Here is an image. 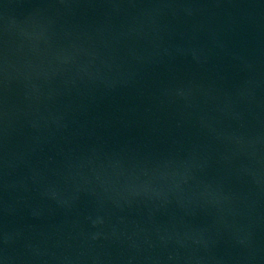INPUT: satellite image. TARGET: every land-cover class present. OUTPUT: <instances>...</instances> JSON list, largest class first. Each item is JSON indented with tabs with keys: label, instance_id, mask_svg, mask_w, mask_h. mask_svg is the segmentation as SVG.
<instances>
[{
	"label": "water",
	"instance_id": "obj_1",
	"mask_svg": "<svg viewBox=\"0 0 264 264\" xmlns=\"http://www.w3.org/2000/svg\"><path fill=\"white\" fill-rule=\"evenodd\" d=\"M0 264H264V0H0Z\"/></svg>",
	"mask_w": 264,
	"mask_h": 264
}]
</instances>
